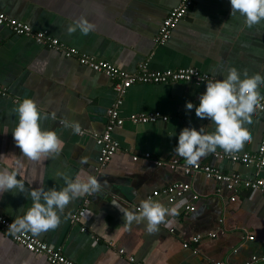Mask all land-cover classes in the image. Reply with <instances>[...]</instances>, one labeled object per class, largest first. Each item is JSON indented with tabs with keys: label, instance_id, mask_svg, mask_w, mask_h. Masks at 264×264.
<instances>
[{
	"label": "crops",
	"instance_id": "obj_1",
	"mask_svg": "<svg viewBox=\"0 0 264 264\" xmlns=\"http://www.w3.org/2000/svg\"><path fill=\"white\" fill-rule=\"evenodd\" d=\"M179 2L0 0V13L80 54L108 61L129 73H137L141 64H147L154 71L196 68L215 79L234 67L241 76L264 78V24L247 29L239 14L230 15L229 0H196L169 41L155 44L163 20ZM81 16L94 23L95 29L87 35L79 30L69 34L68 25ZM204 90L205 85L193 82L131 86L120 108V115L127 120L113 132L118 150L97 172V138L105 131L107 111L117 100L113 81L81 65L77 57H66L0 25V129L9 130L0 133V168H18V178L26 189H59L64 180L57 176L58 171L74 177L81 168L100 181L97 191L70 200L59 213L61 220L55 229L38 235L27 232L61 249L78 264H131L130 257L135 264H247L254 259L260 260L255 264H264V193L243 187L229 191L223 185L218 193L217 183L202 173L187 176L182 166H169L174 159L186 163L174 152L183 127L202 125L206 132L214 130L211 121L195 115V108H185L187 101L198 104ZM259 93L264 95V88ZM23 97L33 98L46 114L40 120L41 127L55 129L64 141L60 153L30 160L20 152L11 129L17 122L14 105ZM52 112L55 118L47 115ZM153 112L167 116L168 121L134 124L128 120L132 114ZM64 120L78 122L80 133L65 126ZM246 130L252 139L240 154L254 155L264 135V114L256 110ZM217 152L221 151L207 153L198 163L212 164L245 180H264V168L216 160L213 156ZM146 154H150L149 159ZM177 182L189 184L191 189L175 204L165 196H153ZM195 194L199 196L194 203L196 210L187 211ZM25 195L12 190L0 193V215L11 221L23 216L32 203ZM233 196L235 201H231ZM144 198L175 205L178 212L166 216L153 233L146 232L144 223H124L119 207L133 209ZM82 208L81 222L72 225L71 217ZM198 235L200 241L193 242ZM0 264H47V260L0 230Z\"/></svg>",
	"mask_w": 264,
	"mask_h": 264
},
{
	"label": "clouds",
	"instance_id": "obj_2",
	"mask_svg": "<svg viewBox=\"0 0 264 264\" xmlns=\"http://www.w3.org/2000/svg\"><path fill=\"white\" fill-rule=\"evenodd\" d=\"M230 15L239 14L247 29L252 30L264 24V0H229ZM95 29L94 23L81 16L67 27L69 34L79 30L87 35ZM221 78L205 81V90L198 97L199 103L187 101L185 108H195V115L200 119H207L214 125V130L206 132L201 125L183 127L177 136L174 152L183 157L188 165L195 166L202 156L219 149L226 156L239 154L244 146L251 141L247 128L252 125V118L256 110L261 108L259 90L264 88V78L253 76L248 78L234 68H228ZM13 113L17 118L11 134L20 152L30 160H38L49 153H60L64 141L55 129L41 127L40 120L46 118L36 101L31 97H23L15 103ZM55 118V112L47 114ZM65 126L71 127L74 133H80L78 122L64 120ZM7 127L0 129V133L7 134ZM81 163H86L82 160ZM17 165L20 162L17 161ZM64 180V186L57 189L55 186L44 189L36 186L25 188L23 180L18 178V168H0V193L12 190L26 193L31 198V206L23 216L15 217L9 224L14 232L22 230L32 234H40L49 229H55L61 220L59 213L63 212L70 200L100 188L98 178L81 168L74 177L64 172H57ZM182 203V202H181ZM119 207V206H118ZM126 224L144 223L146 232L153 233L165 221L166 216L177 214V206H166L162 202L151 198L139 201L133 209L119 207Z\"/></svg>",
	"mask_w": 264,
	"mask_h": 264
},
{
	"label": "built area",
	"instance_id": "obj_3",
	"mask_svg": "<svg viewBox=\"0 0 264 264\" xmlns=\"http://www.w3.org/2000/svg\"><path fill=\"white\" fill-rule=\"evenodd\" d=\"M196 0H180L179 4L170 11L168 16L163 20L159 32L155 38V44H166L179 22L187 15L188 11L194 6ZM0 25L8 26L12 31L20 36H28L34 38L37 42L44 46L61 51L66 57H77L80 64L92 69L93 71L104 73L113 81V89L116 93L117 100L113 106L107 111V126L102 135L97 138V143L100 146L99 165L96 168L97 172H101L104 169L113 155L118 150V143L113 138V132L116 128H120L124 125L127 119L120 115V108L123 104V97L127 90L134 84H171L180 82H193L196 85H205V81L214 79L208 73L201 72L196 68H180V69H167L161 71H154L149 69L147 64H141L137 73H129L117 67L116 65L105 61L99 60L92 56L80 54L75 48L65 46L58 39L47 37L42 32H34L32 28L18 20L8 18V16L0 13ZM260 94V93H259ZM262 97L264 95L260 94ZM261 108L257 111L264 114V99L261 100ZM128 120L134 124L156 123L158 121L167 122L168 117L163 116L159 112L153 113H138L129 116ZM146 158H150V154L145 155ZM214 159L223 161L229 160L234 163H240L245 165H254L258 169L264 168V135L261 139L259 148L256 154H235L226 156L223 152H217L214 154ZM138 157H134L137 160ZM157 165L163 166L164 162H156ZM182 166L184 173L187 176H191L195 173H202L206 179L213 180L217 183V192L221 193L222 185L229 191H236L237 187H243L250 191H261L264 193V180L253 179L245 180L237 174H227L222 172L218 167L212 164H200L195 166L188 165L187 163L180 164L177 159L172 160L169 163L171 168ZM191 186L186 183H172L167 187L155 191L153 196H165L170 203L175 204L177 200L183 197L189 192ZM199 199L198 195H193L192 202L186 206L187 211H195V202ZM236 197L233 196L231 201H235ZM85 212V208H82L80 212L71 217V224L75 225L81 222V214ZM12 221L5 216L0 215V230L9 236L14 242L26 248L29 252L35 254H41L46 257L47 264H78L62 253L61 249H56L35 236L29 234L27 231L22 230L19 232L12 231L8 226ZM172 230V229H171ZM85 231V228H82ZM211 237H215V234H211ZM202 237L200 235L193 238V242L198 243ZM252 239V237H250ZM188 245L186 244L185 247ZM123 253V250L120 251ZM131 264H135L134 258H129ZM264 261V258H261ZM260 260L254 259L247 264H255ZM141 264V263H136ZM216 264H226L225 262H217Z\"/></svg>",
	"mask_w": 264,
	"mask_h": 264
}]
</instances>
